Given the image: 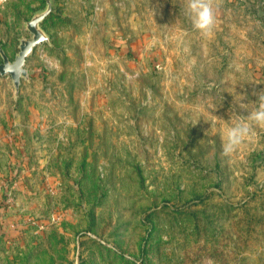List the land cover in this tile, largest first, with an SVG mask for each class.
Instances as JSON below:
<instances>
[{"label":"rangeland","instance_id":"374dc122","mask_svg":"<svg viewBox=\"0 0 264 264\" xmlns=\"http://www.w3.org/2000/svg\"><path fill=\"white\" fill-rule=\"evenodd\" d=\"M46 7L0 0L11 63ZM186 8L52 1L18 94L0 73V264H264V127L231 118L264 90V0H214L208 37Z\"/></svg>","mask_w":264,"mask_h":264},{"label":"clouds","instance_id":"9594fccd","mask_svg":"<svg viewBox=\"0 0 264 264\" xmlns=\"http://www.w3.org/2000/svg\"><path fill=\"white\" fill-rule=\"evenodd\" d=\"M214 0H187L186 12L189 16L194 29L198 30L201 35L208 37L212 34L216 24V18L213 9ZM257 96V101L254 103L255 108L249 110V105L253 103H242L246 97L237 94L234 97V105L231 109V118L233 115L238 120L245 119L259 127H264V90L253 93ZM237 106L240 109L247 110V117L236 114ZM251 128L248 123H236L229 127L227 131L226 142L222 145V155L229 157L234 153L250 135Z\"/></svg>","mask_w":264,"mask_h":264},{"label":"water","instance_id":"95a60500","mask_svg":"<svg viewBox=\"0 0 264 264\" xmlns=\"http://www.w3.org/2000/svg\"><path fill=\"white\" fill-rule=\"evenodd\" d=\"M52 1L46 0V9L40 13H36L32 20L27 23V29L32 34V39L21 42L20 53L13 63L9 61L3 49H0V54L3 58V64L0 65V73L2 75L10 74L17 94L22 78H28V71L25 68L27 58L34 52L37 46L50 43V38L42 27V23L52 11Z\"/></svg>","mask_w":264,"mask_h":264}]
</instances>
